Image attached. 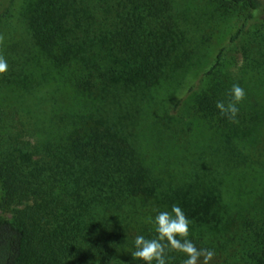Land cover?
<instances>
[{"label": "rangeland", "instance_id": "374dc122", "mask_svg": "<svg viewBox=\"0 0 264 264\" xmlns=\"http://www.w3.org/2000/svg\"><path fill=\"white\" fill-rule=\"evenodd\" d=\"M259 1L260 11L246 23L245 3L169 0L173 55L158 84L138 102L123 103L120 112L80 93L76 69L60 66L33 41L30 21L38 0H0V55L8 63L0 74V172L24 181L31 195L21 204L2 202L0 219L18 222L31 213L36 216L29 223L52 232L70 217L71 237L64 246L78 251L60 253L53 264H100L105 252L114 256L111 264H144L131 255L134 240L156 236L149 217L170 211L161 193L194 185L223 197L222 222L207 229L203 241L215 252L209 264H243L263 249L264 0ZM108 2L79 0V6L98 14ZM220 54L221 65L207 76ZM234 84L245 98L230 128L213 129L186 114L201 93L227 103ZM100 117L120 119L133 134L142 163L159 181L158 195L113 207L92 201L87 207L74 197L66 175H57L48 143L63 142L66 129L90 126ZM184 257L169 251L166 264H182Z\"/></svg>", "mask_w": 264, "mask_h": 264}, {"label": "trees", "instance_id": "16d2710c", "mask_svg": "<svg viewBox=\"0 0 264 264\" xmlns=\"http://www.w3.org/2000/svg\"><path fill=\"white\" fill-rule=\"evenodd\" d=\"M108 1L113 4L99 8L98 12L103 11L100 16V12L80 8L79 0H38L30 33L41 49L54 54L57 64L76 69L75 87L80 93L98 99L104 108L113 106L121 112L123 103L138 102L158 84L173 55L171 6L169 0ZM231 1L247 4L246 23L261 9L259 0ZM262 21L264 24V18ZM221 55L207 76L221 65ZM216 103L215 96L198 94L187 105L186 114L199 116L213 129L230 128L232 120L220 114ZM119 122L108 117L93 119L90 126L66 129L64 146L55 140L48 143L58 160L57 175H66L74 197L87 207L92 201L113 207L158 195V179L142 163L133 134L128 135ZM4 176L0 172V206L2 202L30 200L24 181ZM161 195L170 211L177 205L189 219L188 239L198 248H207L205 232L222 222V195L194 185L173 187ZM35 216L27 213L18 222L0 219V264H53L60 253L78 251L73 245L64 246L71 237L70 217L66 226L48 232L29 223ZM113 260L114 256L105 252L99 263L111 264ZM243 264H264V248Z\"/></svg>", "mask_w": 264, "mask_h": 264}, {"label": "clouds", "instance_id": "9594fccd", "mask_svg": "<svg viewBox=\"0 0 264 264\" xmlns=\"http://www.w3.org/2000/svg\"><path fill=\"white\" fill-rule=\"evenodd\" d=\"M4 41L0 35V44ZM8 69L6 59L0 55V74ZM231 99L226 103L217 101L216 108L222 116L235 121L239 108L237 105L245 98V91L238 84H234L230 89ZM149 222L154 223L156 236L145 238L143 235L135 237V251L131 253L134 260L143 261L144 264H166V256L169 251L183 253L186 258L182 264H209L214 258V250L208 248H198L190 239V221L181 207L173 205L171 211H160L153 218L149 217ZM202 258V259H201Z\"/></svg>", "mask_w": 264, "mask_h": 264}]
</instances>
